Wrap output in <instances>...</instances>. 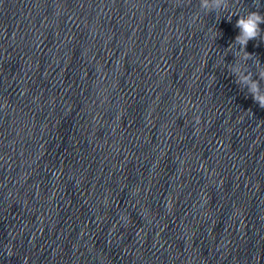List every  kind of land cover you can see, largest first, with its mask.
Returning <instances> with one entry per match:
<instances>
[{
	"label": "clouds",
	"instance_id": "obj_1",
	"mask_svg": "<svg viewBox=\"0 0 264 264\" xmlns=\"http://www.w3.org/2000/svg\"><path fill=\"white\" fill-rule=\"evenodd\" d=\"M202 7H207L206 3H202ZM217 7L220 6V0H217ZM229 7L228 0H224L223 10H227ZM237 15L236 13H230V17ZM229 17V20H230ZM264 23V14L260 11H248L245 15H239V19L236 21V27L240 29V34L236 36L235 42L240 44L242 47H246L250 40L259 38L264 41V35L260 25ZM231 47V45H230ZM245 60L252 58V55L248 52L244 53ZM261 78H264V72L261 73ZM252 91L253 100L259 104L260 107L264 108V96L257 93L255 85L250 90ZM9 255H11V246H9ZM24 264H27V257H25Z\"/></svg>",
	"mask_w": 264,
	"mask_h": 264
}]
</instances>
